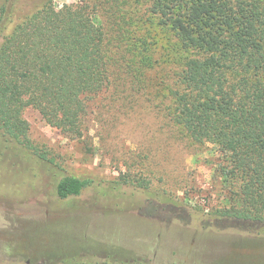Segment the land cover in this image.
Here are the masks:
<instances>
[{"label": "rangeland", "instance_id": "1", "mask_svg": "<svg viewBox=\"0 0 264 264\" xmlns=\"http://www.w3.org/2000/svg\"><path fill=\"white\" fill-rule=\"evenodd\" d=\"M152 1L53 0L55 10L88 8L103 27L108 84L80 138L24 111L46 160L0 152V264H264V228L204 227L227 204L224 161L172 121L175 40L150 14ZM66 176L90 184L61 200ZM168 200L179 219L147 209Z\"/></svg>", "mask_w": 264, "mask_h": 264}, {"label": "trees", "instance_id": "2", "mask_svg": "<svg viewBox=\"0 0 264 264\" xmlns=\"http://www.w3.org/2000/svg\"><path fill=\"white\" fill-rule=\"evenodd\" d=\"M150 14L175 40L174 125L224 161L227 204L211 210L204 227L263 229L264 0H153ZM105 41L88 8L0 0V152L46 160L29 140L27 108L62 134L82 136L88 107L108 84ZM89 184L66 176L57 197L79 196ZM148 205L181 215L169 200Z\"/></svg>", "mask_w": 264, "mask_h": 264}]
</instances>
